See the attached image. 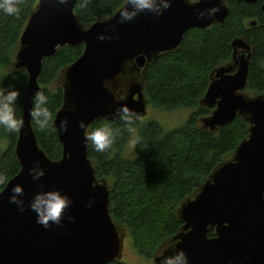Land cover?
<instances>
[{
	"label": "water",
	"instance_id": "water-1",
	"mask_svg": "<svg viewBox=\"0 0 264 264\" xmlns=\"http://www.w3.org/2000/svg\"><path fill=\"white\" fill-rule=\"evenodd\" d=\"M238 1L256 4L258 0ZM169 2L162 15L145 12L131 21L120 16L126 2L112 18L83 31L74 13L77 0L64 4L39 0L21 35L14 65L16 70L25 69L29 79L24 123L15 148L21 170L0 193V264H108L120 257L121 239L110 214V191L96 180L80 125L118 120L116 110L122 105L145 116L140 83L130 84L123 99L116 95L117 78L127 64L134 63L133 71L139 73L157 55L179 48L189 30L224 23L229 14L226 0ZM214 8L219 11L212 15ZM261 10L264 13V5ZM80 44L85 45L84 54L65 72L64 105L54 121L63 157L52 161L38 146L29 110L34 93L41 91L43 61L59 47ZM233 47V64L217 70L203 100L214 109L203 123L215 130L241 115L251 124L250 137L198 196L180 209L185 225L174 238L175 251L184 250L189 264H264V98L243 94L250 47L243 40H236ZM65 120L67 132L59 130ZM34 168L43 169L45 175L33 179L30 169ZM16 186H21L23 194L12 203ZM52 191H60L72 203L60 224L45 228L37 223L31 203L38 193ZM209 228L215 229L216 237L209 238Z\"/></svg>",
	"mask_w": 264,
	"mask_h": 264
},
{
	"label": "trees",
	"instance_id": "trees-1",
	"mask_svg": "<svg viewBox=\"0 0 264 264\" xmlns=\"http://www.w3.org/2000/svg\"><path fill=\"white\" fill-rule=\"evenodd\" d=\"M126 1L77 0L75 17L81 25L106 21ZM38 3L39 0H23L18 18L0 13V86L20 92L18 118H22L29 75L25 69L14 68L15 59L21 35ZM226 3L229 14L224 23L214 22L206 29L189 30L179 48L157 55L142 71L147 104L163 111L194 110L186 125L165 131L156 121L143 126L138 121V155L135 158L123 157L124 147L133 134L123 132L122 126V134L116 135L109 150L97 153L88 149L97 182L106 184L110 191L109 209L117 228L127 227L136 248L160 264L171 256L173 239L183 231L181 207L198 196L202 187L250 137V122L241 115L215 130L203 123L214 112L203 100L217 70L234 62L233 43L236 40H243L251 53L243 94L251 99L264 98V13L261 10L264 0L256 4L238 0H226ZM253 21L257 22L256 26L251 25ZM84 51V44L66 45L43 61L38 82L47 96L51 119L46 128H39L34 120L32 126L39 148L52 161L63 157V147L54 125L64 105L63 73ZM125 92V87H116L117 97ZM109 123L112 127L120 126L119 121L100 119L90 128ZM18 136L19 132L7 133L0 129V193L21 170L15 151ZM2 145L6 149L3 150ZM208 236L216 237L215 229H210ZM108 264L124 263L116 260Z\"/></svg>",
	"mask_w": 264,
	"mask_h": 264
},
{
	"label": "clouds",
	"instance_id": "clouds-1",
	"mask_svg": "<svg viewBox=\"0 0 264 264\" xmlns=\"http://www.w3.org/2000/svg\"><path fill=\"white\" fill-rule=\"evenodd\" d=\"M60 3H68L69 0H59ZM23 0H0V13L7 16L19 17L22 11L21 5ZM129 5L134 10H129ZM170 7L169 0H127L126 6L121 10L120 16L123 20L131 21L138 15L145 12H156L160 15L163 10ZM219 9H212L211 14L214 15ZM203 15V13H201ZM103 39V37H101ZM20 92L12 88L5 89L0 86V129L4 132H19L23 126V119L17 117V101ZM32 108L29 115L41 129L49 126L51 113L47 107V96L42 91H36L32 98ZM117 119L112 122L119 121L120 126L112 127L111 123L104 124L95 128L86 127L81 122V128L85 131L84 142L86 147L94 149L97 153H104L109 150L115 141L117 134L123 132L134 134L136 132L137 122L141 120L140 114L135 110L129 109L126 105H122L116 110ZM67 132V121H62L59 130ZM34 173L33 179H39L45 175L43 169H30ZM12 203H17V198L22 195L21 186L13 188ZM72 201L69 197L60 191H52L38 193L32 200L31 209L36 213L37 223L48 228L51 224H60L65 210L71 205ZM23 211V209H21ZM161 264H189V259L184 250L175 251L173 255L167 256L161 261Z\"/></svg>",
	"mask_w": 264,
	"mask_h": 264
},
{
	"label": "rangeland",
	"instance_id": "rangeland-1",
	"mask_svg": "<svg viewBox=\"0 0 264 264\" xmlns=\"http://www.w3.org/2000/svg\"><path fill=\"white\" fill-rule=\"evenodd\" d=\"M191 3H195V2H191ZM79 26L81 27V29L83 31H86L92 25H81L79 23ZM15 62H16V59H15ZM135 66L136 65L134 63L127 64V66L125 67V73L123 75H120L117 78V83H116L117 85L115 86V88L117 86L120 88L125 87V91H126L125 94H126L128 92V88H129L130 84H132V83H140L143 86V80L141 78V76L143 75V73H142L143 70H141V72H139V73L137 71H133V68ZM65 72L66 71H64V73H63V78L65 77ZM125 94L119 98L123 99L125 97ZM193 112H194V110H191V109H179V110H175V111H163V110H160V109L154 108L153 106L148 105L147 101H146V115L141 117L140 122H141V126H143V125L147 124V122H149V121H156L163 127V129L165 131H172V130L181 128L184 125H186V123L188 122V120L192 116ZM136 137L138 138V132L133 134L130 141H128L126 143L124 150H123V153H122L123 157L135 158L138 155V152L136 151V146H137V138ZM2 148L4 150V149H6V146L2 145ZM235 154H234V156H235ZM233 157L228 159L224 164L230 162L233 159ZM210 229H212V228H209V230ZM120 232H121V234H120ZM118 233H119V236L121 239V254H120V257L117 259L119 262H122L124 264H160L159 262H157L158 260H154L153 258L148 257L147 255L141 253L136 248V246L134 245V241H133L131 232L127 227L120 229V230L118 229ZM173 241H174V239H173ZM176 243L177 242H175V245H176ZM175 245H174V251L170 253L171 255H173L175 252ZM162 257L163 256H161L160 258H162Z\"/></svg>",
	"mask_w": 264,
	"mask_h": 264
}]
</instances>
